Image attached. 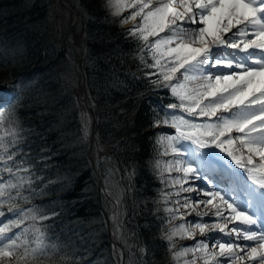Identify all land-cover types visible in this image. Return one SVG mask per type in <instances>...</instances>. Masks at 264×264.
<instances>
[{
	"label": "snow or ice",
	"instance_id": "1",
	"mask_svg": "<svg viewBox=\"0 0 264 264\" xmlns=\"http://www.w3.org/2000/svg\"><path fill=\"white\" fill-rule=\"evenodd\" d=\"M114 7L117 13L133 9L121 23L141 18L126 31L153 59L149 65L141 56L139 79L147 94L139 95L149 110L154 138L158 133L172 157L166 171L178 169V175L166 178L179 197L169 202L168 215L198 214L194 223L153 235L135 264H164L157 251L167 254L175 248L176 236L195 238L197 230L204 238L173 256L192 252L209 264H264V0H115ZM16 44L23 47L22 40ZM7 62V57L0 60ZM30 79L35 76L18 74L11 84L7 79L0 84V110L9 109L14 121ZM24 148L32 145L22 143L9 152L0 140V161L24 163L25 157L16 155ZM37 155L46 171L57 154L42 145ZM6 171L9 176L0 183V217L7 221L0 227V264H93L83 259L95 246L93 235L79 234L86 224L69 228L71 236H58L62 206L45 200L16 206L21 190L25 200L46 195V188L32 185H43L48 177L18 180L19 167ZM103 223L102 218L98 226Z\"/></svg>",
	"mask_w": 264,
	"mask_h": 264
},
{
	"label": "trees",
	"instance_id": "2",
	"mask_svg": "<svg viewBox=\"0 0 264 264\" xmlns=\"http://www.w3.org/2000/svg\"><path fill=\"white\" fill-rule=\"evenodd\" d=\"M72 1L83 16L88 38L86 72L91 96L99 110L96 143L99 148L115 144L111 154L100 149L97 162L104 176H108L112 168V178L122 182L126 189L123 195L127 217L122 235L128 252H132L133 240L143 241L145 245L153 235L163 233L172 220L161 203L169 182L160 178L154 164L164 151L159 134L155 133L154 138V129L148 123L149 110L143 96L139 95L147 94L139 79L144 69L141 56L149 65L153 59L150 52H142L129 36L126 23L120 22L129 15L112 14L108 0ZM57 4V0H0V60L8 58L6 65L0 63V84L5 79L11 84L18 74L35 76L21 98L22 111H17L15 121L10 110L5 109L11 125L8 133H15L8 136L11 138L7 140L9 152L19 149L22 143L32 145L31 149L16 153L25 157L24 163L7 166L22 169L24 172L19 176L24 180L48 177L43 185H32L46 188V195L30 197L25 203L29 207V203L45 200L51 201L53 206H62L63 222L55 229L58 236H71L69 228L86 224L79 234L93 235L95 246L89 248L83 259L92 260L93 264H120L119 254L109 238L78 99L79 56L68 43L67 27L62 33L57 30L60 26ZM17 40H22V48H18ZM18 132L23 133L22 138ZM42 145L51 146L57 154L46 171L37 155ZM85 160L87 163L78 167ZM29 164L33 167L29 168ZM132 174H135L133 181ZM103 204L110 210L111 201L106 195ZM102 218L103 227H99ZM159 218L163 219L157 224ZM88 243L91 245L93 241ZM170 253L171 249L167 254L158 250L156 258L163 259L164 264H176L175 258L168 260ZM138 259V254L128 253L126 264H135Z\"/></svg>",
	"mask_w": 264,
	"mask_h": 264
},
{
	"label": "rangeland",
	"instance_id": "3",
	"mask_svg": "<svg viewBox=\"0 0 264 264\" xmlns=\"http://www.w3.org/2000/svg\"><path fill=\"white\" fill-rule=\"evenodd\" d=\"M58 3L59 4L56 6V10H57V15L59 16L57 18V20L60 23L59 24L60 26L58 27L57 30L59 33H62V31L66 27H67L66 28L67 31H68V28H70L71 21L73 20V13H72L71 8L66 6L60 0H58ZM108 4H109V7L111 8V10L113 12L112 14H114V15L122 14L123 16L124 15L130 16V13L133 10L132 8H125V9H123V11L117 13L115 10V7H114L115 0H108ZM140 20H141L140 17L136 18V21H140ZM136 21L129 19L128 22L126 23L125 27L126 28L127 27H129V28L133 27L135 25ZM76 38L81 43L84 41V31H83L82 27H80L79 29H76ZM146 53H147V51H146ZM79 72H80V70H79ZM78 96H79L81 104H83V106H84L83 111H82V117H83V121L87 127L86 129L90 135L92 132L93 126H94V120H93L92 114L89 111L88 102L86 101V99L83 98L82 89L80 86L78 87ZM90 98L92 99V96H90ZM9 126L11 127V125L8 122H6V120L4 119V114H2V110H1L0 111V140H2L5 144H7L6 138H8L10 140L11 138H9L8 136H10V135L13 136L15 134L14 132H12V133H8V135H7V128ZM18 134H21V132H18ZM161 148H162L161 150L164 152H163L162 156L160 158H158L160 160H156L154 162V164L157 168V172L158 171L160 172V178L163 179L164 182H167L166 178L169 177L170 175H178V169L174 170L172 173H168L166 171V167H167L169 161L172 159V157H171L170 153L165 151L164 146L162 144H161ZM1 166H2V161H0V168H1ZM8 176H9V174L5 170L3 172H0V183H3L8 178ZM134 176H135V174L131 175L130 179L132 181H133ZM105 181H106V185H110V189L112 191H113V187L117 188L115 181L113 180V178L110 177V175H108L106 177V179H104V183H105ZM166 188L167 189H165V191H164L165 194L161 196V203H162L163 209L168 208L170 201H176L179 199V197L175 193V187L170 182H169V186ZM110 189H108L107 186L104 188V190L106 191L105 193L109 196V198L111 197V200H112V195H111ZM166 194H169V195H166ZM182 195H185V193H182ZM164 201H167L168 204L165 205V203H163ZM181 203H182V201H181ZM121 209H122V211H121ZM123 210H124L123 202H121L119 204H117L115 202L114 208H113V214H112V216H113L112 218H114V219H112V223H114V222L118 223L119 225H117V226L120 229H122L124 221L126 222V220H124L125 219V212ZM201 211L206 212V209L202 208ZM191 213H193V212H191ZM191 213H189L185 217H189L191 215ZM6 215H7V213H6ZM9 218H12V217H9ZM206 221L209 222L208 218L206 219ZM6 223H7V221L3 217H0V227H3V225ZM181 223H189L190 224V223H194V221L189 219V218L185 219L184 217L177 216L175 218H172V220L170 222V226H168L166 229H164L163 233L169 232L173 226L179 225ZM229 227H231V225H229ZM130 228H131V226H129V230H130ZM130 232H131V230H130ZM113 233L115 235H117L114 232V230H113ZM205 235L206 234L200 233L197 230V235L195 238L176 236L175 240H174L175 248L171 249V253H170V256L168 257V260H170L171 258H172L171 261L176 259L175 260L176 264H184L185 260H187L189 262H192L194 260L195 264H209L207 258L204 257L202 254H194L192 252H189L186 256H183L180 258L173 256V252L179 251L182 247L191 246L194 241L198 242L200 239H203ZM139 245H142V246L139 247ZM144 246L145 245H143V243H140L139 241L137 242L136 240H133V244L131 245V248L133 249V251L131 252V254L137 255L139 250L141 248H143ZM213 246H214L213 241L209 240V249L211 250L213 248ZM119 249L122 250L121 248H119ZM135 258H136V256H135ZM11 259L14 261L15 257H12Z\"/></svg>",
	"mask_w": 264,
	"mask_h": 264
},
{
	"label": "bare ground",
	"instance_id": "4",
	"mask_svg": "<svg viewBox=\"0 0 264 264\" xmlns=\"http://www.w3.org/2000/svg\"><path fill=\"white\" fill-rule=\"evenodd\" d=\"M185 195H187V193H185ZM202 209V208H201ZM207 211V210H206ZM197 213H195V212H193V213H191V215L189 216V217H184L185 219L186 218H189V219H191V220H193L194 222H195V218L197 217ZM208 218V216H204V217H202L201 219L204 221V222H207L206 221V219ZM232 226V225H231ZM199 232V231H198ZM131 252V251H130Z\"/></svg>",
	"mask_w": 264,
	"mask_h": 264
},
{
	"label": "water",
	"instance_id": "5",
	"mask_svg": "<svg viewBox=\"0 0 264 264\" xmlns=\"http://www.w3.org/2000/svg\"><path fill=\"white\" fill-rule=\"evenodd\" d=\"M74 8V7H73ZM75 12H77L76 11V9H75ZM74 25V24H73ZM72 25V26H73ZM86 94H87V90H86ZM88 96V95H87ZM91 111H92V113H93V116H94V131H93V136H94V134H95V131H96V129H97V127H98V121H97V118H96V114H95V111H94V109L92 108L91 109Z\"/></svg>",
	"mask_w": 264,
	"mask_h": 264
}]
</instances>
